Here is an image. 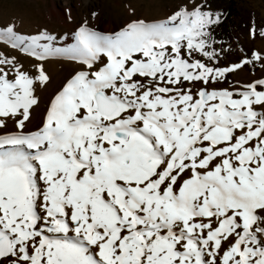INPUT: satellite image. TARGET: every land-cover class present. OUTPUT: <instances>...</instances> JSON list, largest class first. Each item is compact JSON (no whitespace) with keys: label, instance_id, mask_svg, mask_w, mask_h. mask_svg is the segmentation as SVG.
<instances>
[{"label":"snow or ice","instance_id":"snow-or-ice-1","mask_svg":"<svg viewBox=\"0 0 264 264\" xmlns=\"http://www.w3.org/2000/svg\"><path fill=\"white\" fill-rule=\"evenodd\" d=\"M219 23L185 4L63 46L0 25L36 61L0 51V264H264V79L216 86L264 56L218 66ZM52 57L79 67L32 130Z\"/></svg>","mask_w":264,"mask_h":264},{"label":"rangeland","instance_id":"rangeland-1","mask_svg":"<svg viewBox=\"0 0 264 264\" xmlns=\"http://www.w3.org/2000/svg\"><path fill=\"white\" fill-rule=\"evenodd\" d=\"M207 0H0V25L14 23L23 35L47 33L56 38V46L71 42L72 33L85 21L88 27L105 34L120 31L133 20L155 22L166 19L181 5L195 3L204 7ZM255 12L257 24L264 29V0H246ZM92 13L96 15L93 16ZM62 38H66L62 39ZM220 54L218 66H229L242 59H250L251 53L264 56V37L252 35L246 29L234 32L231 41L218 45ZM0 51L15 56L31 71L36 61L18 51L7 49L0 44ZM78 65L61 58L52 57L44 62V68L50 77L49 84L38 90L39 107L33 111L29 128L39 126L49 98L61 87L65 80L78 69ZM257 79H264V63L252 61L241 69L227 75V80L217 87L229 88L243 85ZM11 128L12 125L10 124Z\"/></svg>","mask_w":264,"mask_h":264},{"label":"trees","instance_id":"trees-1","mask_svg":"<svg viewBox=\"0 0 264 264\" xmlns=\"http://www.w3.org/2000/svg\"><path fill=\"white\" fill-rule=\"evenodd\" d=\"M203 10L220 14V23L213 26L212 41L216 49L231 41L234 32L238 29H246L255 35L262 37L260 31L263 27L257 24L254 10L247 4L246 0H207Z\"/></svg>","mask_w":264,"mask_h":264},{"label":"bare ground","instance_id":"bare-ground-1","mask_svg":"<svg viewBox=\"0 0 264 264\" xmlns=\"http://www.w3.org/2000/svg\"><path fill=\"white\" fill-rule=\"evenodd\" d=\"M106 33V32H105ZM110 34V33H109Z\"/></svg>","mask_w":264,"mask_h":264}]
</instances>
